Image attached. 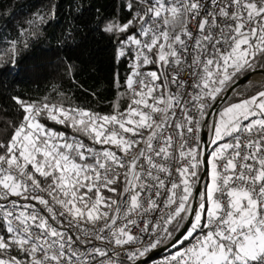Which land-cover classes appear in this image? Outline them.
Segmentation results:
<instances>
[{
    "label": "snow or ice",
    "instance_id": "obj_1",
    "mask_svg": "<svg viewBox=\"0 0 264 264\" xmlns=\"http://www.w3.org/2000/svg\"><path fill=\"white\" fill-rule=\"evenodd\" d=\"M118 8L95 20L126 69L106 108L55 85L10 96L0 264H264V0ZM47 23L0 49V71Z\"/></svg>",
    "mask_w": 264,
    "mask_h": 264
},
{
    "label": "trees",
    "instance_id": "obj_2",
    "mask_svg": "<svg viewBox=\"0 0 264 264\" xmlns=\"http://www.w3.org/2000/svg\"><path fill=\"white\" fill-rule=\"evenodd\" d=\"M118 4L119 0H0V49L17 39L37 13L48 21L42 36L21 37L28 48L20 49L14 68L0 71V121L16 119L10 96L40 97L53 85L77 104L106 108L114 95L113 73L123 74L126 69L115 62L111 40L94 31L95 20L98 13L111 16L119 11ZM66 57L78 65L76 83L61 74Z\"/></svg>",
    "mask_w": 264,
    "mask_h": 264
},
{
    "label": "built area",
    "instance_id": "obj_3",
    "mask_svg": "<svg viewBox=\"0 0 264 264\" xmlns=\"http://www.w3.org/2000/svg\"><path fill=\"white\" fill-rule=\"evenodd\" d=\"M167 253L160 255V256H154L152 257L154 260H159L160 258H162L164 255H166Z\"/></svg>",
    "mask_w": 264,
    "mask_h": 264
},
{
    "label": "water",
    "instance_id": "obj_4",
    "mask_svg": "<svg viewBox=\"0 0 264 264\" xmlns=\"http://www.w3.org/2000/svg\"><path fill=\"white\" fill-rule=\"evenodd\" d=\"M160 252H161V251H160ZM160 252L152 254V257L156 256V255L159 254Z\"/></svg>",
    "mask_w": 264,
    "mask_h": 264
}]
</instances>
